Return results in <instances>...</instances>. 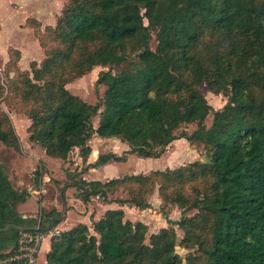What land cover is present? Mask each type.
<instances>
[{
  "label": "trees",
  "instance_id": "16d2710c",
  "mask_svg": "<svg viewBox=\"0 0 264 264\" xmlns=\"http://www.w3.org/2000/svg\"><path fill=\"white\" fill-rule=\"evenodd\" d=\"M67 1L54 27L42 30L28 21L38 26L45 58L32 65V76L20 74L10 83L31 121L29 140L52 159L79 151L86 167L71 175L70 187L83 204L99 198L144 211L157 191L163 205L198 212L180 221L167 217L170 227L148 238L146 224L126 219L123 209L108 210L99 220L92 216L91 227L78 224L50 238L47 264H264V0ZM99 67L96 87L105 92L90 105L67 86ZM204 82L227 98L221 110L202 95ZM191 124L198 127L192 134L182 131ZM94 136L118 139L129 150L88 164ZM179 140L203 147L206 161L106 182L83 177L128 156L161 158ZM2 147L21 150L0 109ZM35 175L44 176L39 169ZM118 193L126 197L114 198ZM28 197L0 164V229L57 230L59 212L21 216L18 206ZM23 234L0 233V263L18 253Z\"/></svg>",
  "mask_w": 264,
  "mask_h": 264
},
{
  "label": "rangeland",
  "instance_id": "374dc122",
  "mask_svg": "<svg viewBox=\"0 0 264 264\" xmlns=\"http://www.w3.org/2000/svg\"><path fill=\"white\" fill-rule=\"evenodd\" d=\"M16 1L19 0H13L12 2L10 0L12 4H16ZM67 2L68 1L66 0L58 18L63 12ZM8 4V8L7 6H5V8L10 10V14L14 22L18 13L13 10V6H10L9 2ZM29 25H31V23H29ZM31 27L35 39L37 40L38 48L36 47L37 53L33 54L31 59H28V63H26V65L24 64L25 66L20 64L22 53L17 48L12 47L9 49V52L11 53H9L11 55V60H13L11 62H9L10 56L5 59L0 55L1 62L6 66V79L3 83L0 82V87L2 88V95L0 96V109L11 119L21 143L20 151L2 147L0 152V164L6 168L14 187L18 191H27L29 193L27 201L18 206V211L21 216L24 218L31 217L39 219L40 216H43L51 211H56L63 215L66 209V215L59 225L60 228H57L60 232H63L62 229L64 228L68 229L67 227L78 224H87L91 227V218H89V213L92 210H94V214L98 211H101L102 213V209L100 207L102 200L94 198L89 205H81V203L74 200L75 197L77 198L78 193L76 190L70 189V185L73 181V176L71 177V175L76 172H81L80 170H84L86 167L79 156V151L74 150L69 157L63 161L52 158L49 160L45 158L43 154L44 150L40 147V145L32 143L29 140L30 134L28 130L31 125V121L25 113L24 105L18 100L16 95L11 94L10 92V83L13 80L18 78L20 74H30L32 76V65H37L39 67L45 58L44 52L42 51L38 41V26H30V28ZM45 28L42 27V30ZM151 46L155 49L156 43L153 41ZM19 58L20 61L16 64V61H18ZM103 70L104 69L100 67L96 68L91 74H87L83 78L73 81L67 86V88L71 93L79 96L84 102L90 105H96L105 92V87H96L98 75ZM201 93L207 100L208 104L215 111L221 110L227 103V98L223 94H214V92L208 88L206 82H204L201 87ZM212 119L213 115L211 114L206 120L207 127L211 126ZM94 125L97 127L98 119H94ZM197 128V124H191L183 126L182 131L192 134ZM90 146L93 153L90 156L89 162H94L99 154L113 153L121 156L129 149L127 145L123 144L118 139H101L97 136H94L91 140ZM195 161H206L205 150L203 147L191 145L186 140H179L174 142L161 158L142 159L136 156H130L125 162L111 164L110 167L107 168L90 170L87 173H84L83 177L88 181H108L112 178L124 177L127 175L149 174L148 172L151 170H165L167 168L176 169L189 165ZM37 169L43 172L44 176L42 179L38 180L36 177L35 173ZM156 190H158V188H156ZM63 195L64 198H62ZM116 197L125 198L126 196L118 193L114 196V198ZM148 198L150 203L149 209L144 211L138 209L136 211L128 210V215L126 216V219L134 223L142 222L146 224L148 227V238L153 234L159 233L164 228H169L170 225L168 224V218L174 221H180L183 216H192L198 212L197 209L193 208H189L183 212V210L179 207L169 206L168 204L163 205L157 191L153 195L148 196ZM68 199L72 200L71 205ZM74 210L81 216V223L80 220L77 221L74 218L78 217L77 219H79V216L74 215ZM164 211L168 214V216H165ZM174 228L178 234V239H182V230L177 226ZM49 240V238H46L43 243L41 254L37 262L38 264H44V261L46 260ZM176 252L182 257H186L188 254L187 250L179 246L177 247ZM7 260L8 259L3 260L0 264H5Z\"/></svg>",
  "mask_w": 264,
  "mask_h": 264
},
{
  "label": "crops",
  "instance_id": "0c3cea01",
  "mask_svg": "<svg viewBox=\"0 0 264 264\" xmlns=\"http://www.w3.org/2000/svg\"><path fill=\"white\" fill-rule=\"evenodd\" d=\"M12 1L13 0H11V2ZM8 2L10 3V6L11 5L13 6V10L18 13L16 20L14 22H13V19L11 17L10 10L5 8V6H7V5L9 6ZM11 2H10V0H0V55L3 56V58L7 59L10 56L9 49L12 47L17 48L22 53V59H21L20 64L25 66L26 63H28L27 62L28 59H31L33 57V54L37 53V48H38V43H37V40L35 39L34 33L32 31V27L30 28V26H28V24H27L28 21L29 20H36V21H38V23L41 24V26L43 28L48 27V26H54L57 22V18L59 16L64 4L66 3V0H19V1H16V4H18V5L12 4ZM8 6H7V8H8ZM31 61H33V60H31ZM35 148L37 149L36 146H35ZM92 153H93V151H92ZM43 154H44L45 158H47L49 160L51 159L50 157H48L45 154V151L43 152ZM99 155H101V154H99ZM128 157H130V156H128ZM96 160L94 162L88 161V164H93L96 162ZM111 164H115V163H109L108 165H106L104 167H100V168L110 167ZM90 170H96V169H90ZM116 178H119V177H116ZM89 181H101V180H89ZM101 182H106V181H101ZM70 189H74V188H70ZM62 198H64V197H62ZM74 200L81 203V205L83 204L82 201L76 197ZM68 201L70 202V205H71L72 200L68 199ZM89 204H87V205H89ZM83 205H85V204H83ZM100 207L102 209V213H101V211H98L96 214H94V210H92L89 213V218H91L93 216L94 220H99L105 214V212L108 210L123 209L125 211L126 216L128 215V213H127L128 210H130V211L131 210H133V211L137 210L136 208H132V207H128V206L120 207L116 203H113V204L104 203L103 201L100 204ZM85 211H86V208H85ZM73 212H74V215L79 216V219H77L78 217H74L77 221H79L81 216L79 214H77V212L75 210ZM86 213H87V211H86ZM77 221H75V222L78 223ZM81 222L82 221L80 220V223ZM73 227L74 226H70V227H67L68 229L64 228L62 230L66 231V230H69ZM58 228H60V227L58 226ZM50 244H51V240H49V242H48L47 252L50 250ZM36 264H38V263H36ZM44 264H47L46 260L44 261Z\"/></svg>",
  "mask_w": 264,
  "mask_h": 264
},
{
  "label": "built area",
  "instance_id": "2783aa9c",
  "mask_svg": "<svg viewBox=\"0 0 264 264\" xmlns=\"http://www.w3.org/2000/svg\"><path fill=\"white\" fill-rule=\"evenodd\" d=\"M5 79V65L0 60V82L3 83ZM59 235V230L24 233L19 241L18 253L12 258H9L5 264L11 261H22L24 264H36L46 238L50 239L52 237H58Z\"/></svg>",
  "mask_w": 264,
  "mask_h": 264
},
{
  "label": "water",
  "instance_id": "95a60500",
  "mask_svg": "<svg viewBox=\"0 0 264 264\" xmlns=\"http://www.w3.org/2000/svg\"><path fill=\"white\" fill-rule=\"evenodd\" d=\"M66 209H65V212L64 214L62 215V218L60 219V221H62V219L65 217L66 215ZM50 220H56L55 218H49ZM47 219H44V222L46 221ZM9 229H16L18 230L19 232L21 233H26V232H30V231H39L40 230V227H34V228H25V227H19L17 225H14V224H9L7 226H5L4 228L0 229V233H3V232H6L8 231ZM45 231H49V227L47 225H45Z\"/></svg>",
  "mask_w": 264,
  "mask_h": 264
}]
</instances>
